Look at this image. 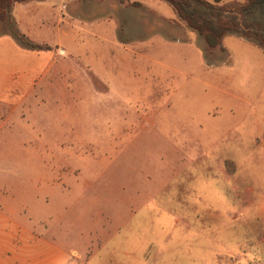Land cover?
Instances as JSON below:
<instances>
[{
  "label": "rangeland",
  "instance_id": "374dc122",
  "mask_svg": "<svg viewBox=\"0 0 264 264\" xmlns=\"http://www.w3.org/2000/svg\"><path fill=\"white\" fill-rule=\"evenodd\" d=\"M44 1L50 48L0 106V200L67 264H264L263 50L207 54L163 0Z\"/></svg>",
  "mask_w": 264,
  "mask_h": 264
},
{
  "label": "crops",
  "instance_id": "0c3cea01",
  "mask_svg": "<svg viewBox=\"0 0 264 264\" xmlns=\"http://www.w3.org/2000/svg\"><path fill=\"white\" fill-rule=\"evenodd\" d=\"M55 4L29 0L13 5L12 14L19 30L34 41L45 40L32 35L35 24L53 15ZM60 13V6L58 8ZM57 14V13H56ZM37 56V50L24 47L11 33L0 34V106L14 111L17 101H7L6 92L22 89V75L31 79L37 68L23 65V57ZM13 95V94H12ZM8 94V97L12 96ZM8 107H5V106ZM5 113V112H4ZM3 113V115H4ZM1 115V117H3ZM68 255L62 244L39 238L37 231L22 221L14 205L0 200V264H67Z\"/></svg>",
  "mask_w": 264,
  "mask_h": 264
},
{
  "label": "trees",
  "instance_id": "16d2710c",
  "mask_svg": "<svg viewBox=\"0 0 264 264\" xmlns=\"http://www.w3.org/2000/svg\"><path fill=\"white\" fill-rule=\"evenodd\" d=\"M29 0H0V22L25 47L49 49L22 33L12 14L13 5ZM175 11L178 19L197 32L205 42V52L226 51L224 37L237 33L257 44L264 52V0L223 2V0H163ZM264 138V132H263Z\"/></svg>",
  "mask_w": 264,
  "mask_h": 264
}]
</instances>
